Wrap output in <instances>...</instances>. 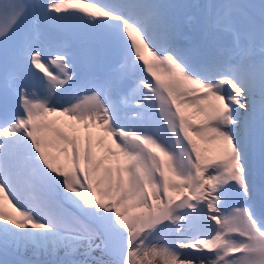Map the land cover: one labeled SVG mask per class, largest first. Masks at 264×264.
Segmentation results:
<instances>
[{"label":"snow or ice","instance_id":"snow-or-ice-1","mask_svg":"<svg viewBox=\"0 0 264 264\" xmlns=\"http://www.w3.org/2000/svg\"><path fill=\"white\" fill-rule=\"evenodd\" d=\"M0 264H264V0H0Z\"/></svg>","mask_w":264,"mask_h":264},{"label":"bare ground","instance_id":"bare-ground-1","mask_svg":"<svg viewBox=\"0 0 264 264\" xmlns=\"http://www.w3.org/2000/svg\"><path fill=\"white\" fill-rule=\"evenodd\" d=\"M33 2H36V0H33ZM41 2H43V0H41ZM159 2L169 3V4H181V5H197V4L208 3L209 0H178L176 2H174L173 0H159ZM198 15H199V10L195 7L184 8L181 10V16L186 22L188 21L189 18H191V22L195 23ZM6 208H10V206L6 204ZM97 255H99V253H97Z\"/></svg>","mask_w":264,"mask_h":264}]
</instances>
